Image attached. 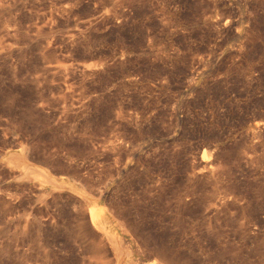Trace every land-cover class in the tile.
Wrapping results in <instances>:
<instances>
[{"label": "rangeland", "instance_id": "374dc122", "mask_svg": "<svg viewBox=\"0 0 264 264\" xmlns=\"http://www.w3.org/2000/svg\"><path fill=\"white\" fill-rule=\"evenodd\" d=\"M162 260L264 264V0H0V264Z\"/></svg>", "mask_w": 264, "mask_h": 264}, {"label": "bare ground", "instance_id": "6f19581e", "mask_svg": "<svg viewBox=\"0 0 264 264\" xmlns=\"http://www.w3.org/2000/svg\"><path fill=\"white\" fill-rule=\"evenodd\" d=\"M39 175V174H38ZM42 175L40 174V178H43V177H41ZM39 177V176H38ZM39 179V178H38ZM44 180V179H43ZM49 180H51V179H49ZM48 181V180H47ZM46 182V181H45ZM53 182V181H52ZM80 200V199H79ZM83 201V200H82ZM84 203V202H83ZM82 206V205H81ZM116 209V208H115ZM103 211V208L102 207H95L94 209H93V214H94V217H96L97 219L98 218H100V215H101V212ZM92 214V215H93ZM93 216L91 217V218H94ZM93 221V220H92ZM94 222V221H93ZM99 222V221H98ZM95 223V222H94ZM95 225H96V223H95ZM105 225V223L104 222H102V226H101V224H100V226L103 228V227H105L104 226ZM122 229V228H121ZM107 233V232H106ZM130 233V232H129ZM111 239V238H110ZM109 239V240H110ZM128 241V240H127ZM133 241V240H132ZM112 242V241H111ZM124 243V242H123ZM101 245V244H100ZM127 245V244H126ZM131 250V249H130ZM118 258V257H117ZM165 258V257H164ZM163 259V258H162ZM173 260V259H172ZM155 261V260H154ZM147 263H149V262H147ZM146 264V263H145ZM153 264H174L172 261H168V260H162V261H157V262H154Z\"/></svg>", "mask_w": 264, "mask_h": 264}]
</instances>
